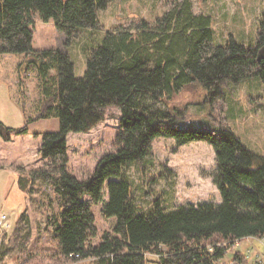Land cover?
<instances>
[{
  "label": "trees",
  "instance_id": "trees-1",
  "mask_svg": "<svg viewBox=\"0 0 264 264\" xmlns=\"http://www.w3.org/2000/svg\"><path fill=\"white\" fill-rule=\"evenodd\" d=\"M112 1L0 0V54L28 58L46 104L39 116H55L59 121L57 131L41 135L42 165L16 172L22 191L47 186L49 202L57 205L48 217L45 241L35 250L49 264L86 260L83 264H147V253L157 254L159 264H211L229 246L214 244L208 252L202 244L206 241L264 238V156L249 149L225 124L218 129L175 126V108L168 105L187 85L215 92L226 82L238 83L253 75L263 85L264 102V12L254 44L233 38L217 44L210 15L195 14L190 0H169L153 20L139 17L117 23L105 30L100 42L90 41L93 45L84 48L82 77H75L66 47L33 49L35 18L51 20L65 44H71L83 31L100 28L98 11ZM19 83L23 87L21 79ZM156 102L167 108L155 106ZM109 107L120 111L115 149L100 157L89 177L78 179L68 169L66 135L89 130L103 120ZM26 131L25 125L11 128L0 121L5 140ZM159 136L179 144L203 140L212 146L219 203L202 201L167 211L155 198L148 209L136 208L124 167L142 161ZM106 180L108 198L101 204V214L115 217V222L94 242L97 227L91 206L102 202ZM11 237L19 249L29 242L26 212L15 221ZM232 260L246 258L236 252Z\"/></svg>",
  "mask_w": 264,
  "mask_h": 264
},
{
  "label": "rangeland",
  "instance_id": "rangeland-1",
  "mask_svg": "<svg viewBox=\"0 0 264 264\" xmlns=\"http://www.w3.org/2000/svg\"><path fill=\"white\" fill-rule=\"evenodd\" d=\"M169 0H114L104 10L98 11L101 26L97 30L83 31L71 44L58 32L51 20L35 18L32 47L35 50L65 48L74 64L75 77H82L86 60L84 48L90 41L100 42L105 30L111 26L142 17L153 20L162 14ZM195 14L211 16L214 42L224 44L229 38L245 45L254 44L257 25L264 12V0H190ZM23 81V87L19 80ZM263 85L253 75L238 83L226 82L215 92L204 90L198 84L185 86L176 93L169 108L174 110V125L181 128L218 129L229 126L252 151L264 156V102ZM39 90L35 67L28 64L24 54H0V121L7 127H27V131L12 134L9 140L0 136V214L6 213L10 228L4 235L0 264H49V260L35 250L44 243L48 217L56 211L51 191L40 186L31 193L22 191L16 182L17 169L36 168L43 161L39 154L41 135L57 131L59 121L55 116H39L45 103ZM155 106L166 109L162 102ZM120 111L116 107L105 110L101 122L85 132L70 131L66 135L68 169L78 179L89 177L100 157L113 151L114 136L118 129ZM131 182L132 202L138 210H146L155 198L167 211L180 205H197L202 201L219 203L221 196L213 182L215 155L212 146L203 140L179 144L173 138L156 137L151 142L148 155L139 162L124 167ZM84 198H88L84 196ZM108 198L107 180L102 187V202L92 204L97 241L105 230H111L115 217L105 218L101 204ZM41 200L43 204L41 205ZM30 220V240L13 244V227L21 213ZM209 250L214 244L229 246L219 264L231 261L240 252L250 264H264V238L245 237L234 241L212 240L202 243ZM255 245V251H249ZM160 249H164L161 247ZM147 264H159L157 254L147 253ZM255 257V258H254ZM253 258V259H250ZM263 260V261H262ZM86 261L65 264H83Z\"/></svg>",
  "mask_w": 264,
  "mask_h": 264
},
{
  "label": "built area",
  "instance_id": "built-area-1",
  "mask_svg": "<svg viewBox=\"0 0 264 264\" xmlns=\"http://www.w3.org/2000/svg\"><path fill=\"white\" fill-rule=\"evenodd\" d=\"M10 228V223H9V218L7 216L6 213H2L0 214V240L2 238V235L8 231V229ZM215 245L211 246L209 248V250H207L208 252H212L213 251V247ZM221 259V258H220ZM220 259H217V260H214V261H211V264H219L220 262ZM223 264V263H221Z\"/></svg>",
  "mask_w": 264,
  "mask_h": 264
},
{
  "label": "water",
  "instance_id": "water-1",
  "mask_svg": "<svg viewBox=\"0 0 264 264\" xmlns=\"http://www.w3.org/2000/svg\"><path fill=\"white\" fill-rule=\"evenodd\" d=\"M264 52V50H262ZM225 264H249L247 261H244V262H238V261H228L226 262Z\"/></svg>",
  "mask_w": 264,
  "mask_h": 264
},
{
  "label": "crops",
  "instance_id": "crops-1",
  "mask_svg": "<svg viewBox=\"0 0 264 264\" xmlns=\"http://www.w3.org/2000/svg\"><path fill=\"white\" fill-rule=\"evenodd\" d=\"M249 248V251H255L256 255H258V249L255 247V245L252 244V246L248 247ZM255 258V257H254ZM250 259H253V258H250ZM263 261V260H262ZM264 262V261H263Z\"/></svg>",
  "mask_w": 264,
  "mask_h": 264
}]
</instances>
